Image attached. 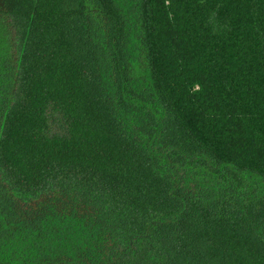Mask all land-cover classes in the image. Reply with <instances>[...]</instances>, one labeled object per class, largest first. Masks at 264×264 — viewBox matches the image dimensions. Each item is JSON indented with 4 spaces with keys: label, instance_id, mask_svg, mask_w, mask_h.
<instances>
[{
    "label": "trees",
    "instance_id": "1",
    "mask_svg": "<svg viewBox=\"0 0 264 264\" xmlns=\"http://www.w3.org/2000/svg\"><path fill=\"white\" fill-rule=\"evenodd\" d=\"M0 264H264V0H0Z\"/></svg>",
    "mask_w": 264,
    "mask_h": 264
}]
</instances>
